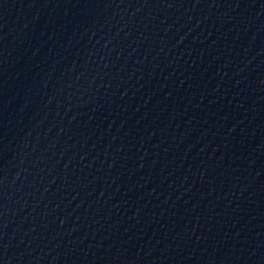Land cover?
<instances>
[{
  "label": "water",
  "instance_id": "water-1",
  "mask_svg": "<svg viewBox=\"0 0 264 264\" xmlns=\"http://www.w3.org/2000/svg\"><path fill=\"white\" fill-rule=\"evenodd\" d=\"M0 264H264V0H0Z\"/></svg>",
  "mask_w": 264,
  "mask_h": 264
}]
</instances>
